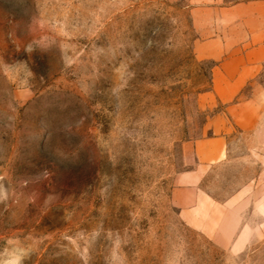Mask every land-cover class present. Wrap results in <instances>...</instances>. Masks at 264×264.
<instances>
[{
  "label": "rangeland",
  "instance_id": "374dc122",
  "mask_svg": "<svg viewBox=\"0 0 264 264\" xmlns=\"http://www.w3.org/2000/svg\"><path fill=\"white\" fill-rule=\"evenodd\" d=\"M0 264H264V0H0Z\"/></svg>",
  "mask_w": 264,
  "mask_h": 264
},
{
  "label": "crops",
  "instance_id": "0c3cea01",
  "mask_svg": "<svg viewBox=\"0 0 264 264\" xmlns=\"http://www.w3.org/2000/svg\"><path fill=\"white\" fill-rule=\"evenodd\" d=\"M196 148L199 159L208 162L221 159L223 154L222 140L219 139L201 141Z\"/></svg>",
  "mask_w": 264,
  "mask_h": 264
}]
</instances>
